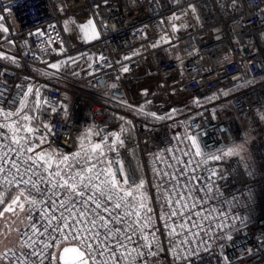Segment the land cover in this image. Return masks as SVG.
Wrapping results in <instances>:
<instances>
[{
    "label": "built area",
    "instance_id": "built-area-1",
    "mask_svg": "<svg viewBox=\"0 0 264 264\" xmlns=\"http://www.w3.org/2000/svg\"><path fill=\"white\" fill-rule=\"evenodd\" d=\"M171 16H185L190 26L179 57L171 54L180 40ZM0 17V107L15 112L35 96L37 135L46 133L42 148L57 154L77 152L86 136L85 143L107 136L110 144L111 134H120L123 146L108 157L146 181L159 229L155 256L166 264L182 262L169 251L153 170L183 167L173 156L193 159L183 156L195 151L189 135L206 153L242 146L239 156L222 161L194 157L205 182L218 172L206 207L223 210L239 230L222 249L224 241L204 237L211 251L200 244L192 264H222L220 253L229 264H264V0H0ZM82 17L94 22L96 37L82 38ZM27 223L23 215L19 229ZM18 241L17 233L0 252L17 249Z\"/></svg>",
    "mask_w": 264,
    "mask_h": 264
},
{
    "label": "snow or ice",
    "instance_id": "snow-or-ice-1",
    "mask_svg": "<svg viewBox=\"0 0 264 264\" xmlns=\"http://www.w3.org/2000/svg\"><path fill=\"white\" fill-rule=\"evenodd\" d=\"M27 107L23 100L15 112L0 107V221L4 222L0 236L19 234L17 249L0 252V264H146L147 257L161 250L159 229L153 224L146 181L136 175L138 169L127 170L122 160L108 157L123 146L120 134H111L110 144L104 143L107 136L85 143L86 136L72 154L46 151L42 148L46 133L37 135L39 129L33 126L36 117L21 115ZM186 139L195 151L189 149L183 156L193 159L173 156L183 167L174 172L154 169L159 183L153 187L163 201L160 220L170 253L175 261L192 264L193 257L199 258L200 244L204 252L211 251L204 237L224 241L217 245L222 249L232 240L230 233L239 230L228 224L230 217L223 210L206 207L215 199L212 184L218 172L211 170L205 182L195 174L197 168L201 162L239 156L243 148L233 144L206 153L195 137ZM194 157L203 158L196 167ZM7 214H23L28 221L24 230L11 228ZM220 255L222 264H229L227 255Z\"/></svg>",
    "mask_w": 264,
    "mask_h": 264
},
{
    "label": "crops",
    "instance_id": "crops-1",
    "mask_svg": "<svg viewBox=\"0 0 264 264\" xmlns=\"http://www.w3.org/2000/svg\"><path fill=\"white\" fill-rule=\"evenodd\" d=\"M175 1H180V0H175ZM89 21H92V20H89V19L84 18V17L80 18V20H79V25L82 27L81 36L85 40H89V39L96 37V35L98 33L94 22L92 21V24L89 25L88 24ZM168 23L170 25L172 32L174 34H176L178 37H180L179 41L183 40L184 41L183 44L185 45V43H186L185 35L190 30V26H189V22H188L187 18L185 16H180V17L171 16L168 19ZM179 41H177L176 43H178ZM173 45L174 44L171 45L172 56L173 57L182 56L183 55V47H181L179 50L174 49L172 51ZM175 55H177V56H175Z\"/></svg>",
    "mask_w": 264,
    "mask_h": 264
},
{
    "label": "trees",
    "instance_id": "trees-1",
    "mask_svg": "<svg viewBox=\"0 0 264 264\" xmlns=\"http://www.w3.org/2000/svg\"><path fill=\"white\" fill-rule=\"evenodd\" d=\"M183 43H184L183 40L179 41L178 43H175L172 46V51L174 49L179 50L181 47H183V45H184ZM175 56H177V55H175ZM24 102L28 105V107L24 110V112L21 113V115H23L26 112L28 115L35 117V114L37 113V111L39 109V104H38L35 96H33L32 94L28 95ZM14 119H15V117H14ZM1 120L2 119H0V122H2ZM37 123H38V120L36 119L33 122V126H35ZM134 160H135V164L137 163V161H139V156L136 153V151H135ZM137 166L139 167V165H136V167ZM145 189H146V194L149 197V206L151 207V205H150V196H149V192H148V189H147L146 185H145ZM151 260H152L153 264H166V261L164 259L160 258L159 256H152Z\"/></svg>",
    "mask_w": 264,
    "mask_h": 264
},
{
    "label": "rangeland",
    "instance_id": "rangeland-1",
    "mask_svg": "<svg viewBox=\"0 0 264 264\" xmlns=\"http://www.w3.org/2000/svg\"><path fill=\"white\" fill-rule=\"evenodd\" d=\"M58 65L60 66V63ZM179 125H180L179 123H174V124H172V128L175 129V130L176 129L178 130L179 129ZM36 126H37V124H36ZM36 126H34V127H36ZM5 131H7V130H5ZM79 148H78V150H79ZM247 152H248L247 150H244L245 154H247ZM136 165H139V161H137ZM7 216H8V221H7L8 225L11 228L19 229L21 224H22L21 221H23V214H21L19 217L15 216V215H12V214H7ZM3 224H4V222L0 221V226H3ZM5 233H8V228H5ZM16 235H17V232L12 231L10 234H7L6 236H0V244L3 243V242H13V241H15Z\"/></svg>",
    "mask_w": 264,
    "mask_h": 264
},
{
    "label": "water",
    "instance_id": "water-1",
    "mask_svg": "<svg viewBox=\"0 0 264 264\" xmlns=\"http://www.w3.org/2000/svg\"><path fill=\"white\" fill-rule=\"evenodd\" d=\"M46 151H52V150H46ZM53 152V151H52Z\"/></svg>",
    "mask_w": 264,
    "mask_h": 264
}]
</instances>
